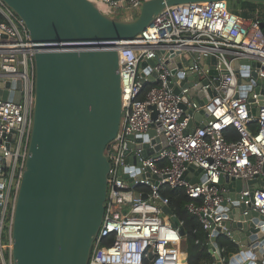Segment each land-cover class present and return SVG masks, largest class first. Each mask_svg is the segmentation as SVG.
Listing matches in <instances>:
<instances>
[{
    "label": "built area",
    "instance_id": "obj_1",
    "mask_svg": "<svg viewBox=\"0 0 264 264\" xmlns=\"http://www.w3.org/2000/svg\"><path fill=\"white\" fill-rule=\"evenodd\" d=\"M94 1L106 16L124 20L150 0ZM257 13L246 18L232 12L228 1L175 6L132 41L116 44L122 116L105 151L110 163L105 214L88 264H186L185 251L176 249L184 242L172 223L176 216L162 211L170 209L168 189H181L188 198L185 209L207 233L212 264L230 259L211 242L215 227L225 230L221 216L233 203L225 178L255 181L234 195L245 206L243 216L255 212L264 218V86L257 83L264 79V18ZM34 46L22 20L0 1V84L20 82L22 95L18 104L0 98V264H12L10 224L32 124ZM212 57L215 64L205 63ZM147 60L154 65L145 72L140 65ZM199 93L205 95L197 99ZM201 111L198 126L185 134ZM230 130L237 132L236 140H227ZM261 257L247 261L264 264Z\"/></svg>",
    "mask_w": 264,
    "mask_h": 264
},
{
    "label": "water",
    "instance_id": "obj_2",
    "mask_svg": "<svg viewBox=\"0 0 264 264\" xmlns=\"http://www.w3.org/2000/svg\"><path fill=\"white\" fill-rule=\"evenodd\" d=\"M0 1L22 20L35 45L32 124L10 224L12 264H88L105 214L110 169L105 151L122 116L116 44L132 41L167 8L219 1L264 4V0H150L134 18L124 20L106 16L94 0ZM209 62L216 60L206 59ZM153 65L154 60H147L140 67L147 72ZM0 87H15L14 95L3 90L0 98L20 103V82ZM203 115L201 111L194 116L185 134L198 126ZM225 184L233 203L221 216L225 230L215 227L211 242L218 245L228 233L230 239L224 238L236 247L228 253V264H251L247 258L264 255V228L257 227L264 218L255 212L243 216L245 206L234 192L256 184L232 178H225ZM162 211L171 214L167 207ZM172 223L184 236L180 221L172 217Z\"/></svg>",
    "mask_w": 264,
    "mask_h": 264
},
{
    "label": "trees",
    "instance_id": "obj_3",
    "mask_svg": "<svg viewBox=\"0 0 264 264\" xmlns=\"http://www.w3.org/2000/svg\"><path fill=\"white\" fill-rule=\"evenodd\" d=\"M229 8L232 12L239 13L246 18L252 17L258 11L259 13H257V15L264 18V4L236 1L229 2ZM149 87V85H146L145 89ZM250 129L255 131L257 125L255 123L251 124ZM226 137L227 140H236L238 135L235 130H230ZM165 195L169 199V208L171 212L182 223L184 229V251L187 256L186 264H212L213 259L208 252L207 246V233L202 229L200 221L186 211L185 205L189 200L185 196L183 190L168 189ZM9 222L10 219L8 218L4 228V243H7L6 240L9 231L7 224H9ZM218 244L220 247L224 248L227 253L235 252V245L227 241L224 237L218 240Z\"/></svg>",
    "mask_w": 264,
    "mask_h": 264
},
{
    "label": "rangeland",
    "instance_id": "obj_4",
    "mask_svg": "<svg viewBox=\"0 0 264 264\" xmlns=\"http://www.w3.org/2000/svg\"><path fill=\"white\" fill-rule=\"evenodd\" d=\"M257 83L260 86H264V79H257ZM177 251L182 254L185 250V243L184 242H180L177 247H176Z\"/></svg>",
    "mask_w": 264,
    "mask_h": 264
}]
</instances>
